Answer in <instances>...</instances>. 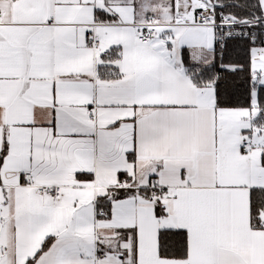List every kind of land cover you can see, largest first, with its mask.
I'll return each mask as SVG.
<instances>
[{
    "label": "snow or ice",
    "instance_id": "6c2138e0",
    "mask_svg": "<svg viewBox=\"0 0 264 264\" xmlns=\"http://www.w3.org/2000/svg\"><path fill=\"white\" fill-rule=\"evenodd\" d=\"M0 264H264V0H0Z\"/></svg>",
    "mask_w": 264,
    "mask_h": 264
}]
</instances>
